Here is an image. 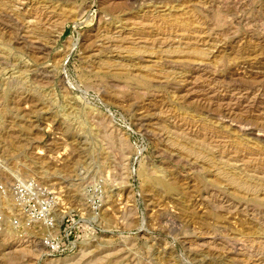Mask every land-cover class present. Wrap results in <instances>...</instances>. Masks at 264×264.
I'll use <instances>...</instances> for the list:
<instances>
[{"label":"rangeland","instance_id":"obj_1","mask_svg":"<svg viewBox=\"0 0 264 264\" xmlns=\"http://www.w3.org/2000/svg\"><path fill=\"white\" fill-rule=\"evenodd\" d=\"M1 187L0 264H264V0H0Z\"/></svg>","mask_w":264,"mask_h":264},{"label":"built area","instance_id":"obj_2","mask_svg":"<svg viewBox=\"0 0 264 264\" xmlns=\"http://www.w3.org/2000/svg\"><path fill=\"white\" fill-rule=\"evenodd\" d=\"M0 190L4 193L6 188L1 187ZM7 191L12 196L15 209L21 215V218L11 222L13 227L42 224L48 230L40 238L41 258H61L72 254V222L66 223L68 221L64 213L56 229L57 222L51 214L57 198L49 186L33 179L16 180L9 185Z\"/></svg>","mask_w":264,"mask_h":264},{"label":"bare ground","instance_id":"obj_3","mask_svg":"<svg viewBox=\"0 0 264 264\" xmlns=\"http://www.w3.org/2000/svg\"><path fill=\"white\" fill-rule=\"evenodd\" d=\"M25 252H27V253H30V252H32L31 250H29V249H27Z\"/></svg>","mask_w":264,"mask_h":264}]
</instances>
